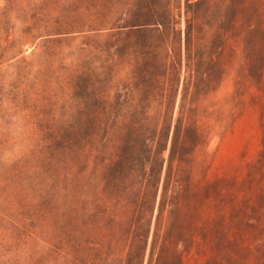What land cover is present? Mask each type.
Segmentation results:
<instances>
[{
	"label": "rangeland",
	"instance_id": "1",
	"mask_svg": "<svg viewBox=\"0 0 264 264\" xmlns=\"http://www.w3.org/2000/svg\"><path fill=\"white\" fill-rule=\"evenodd\" d=\"M0 264H264V0H0Z\"/></svg>",
	"mask_w": 264,
	"mask_h": 264
},
{
	"label": "trees",
	"instance_id": "2",
	"mask_svg": "<svg viewBox=\"0 0 264 264\" xmlns=\"http://www.w3.org/2000/svg\"><path fill=\"white\" fill-rule=\"evenodd\" d=\"M159 21H157L156 19H153V22L151 23H144V24H140L138 25V29H146V31H152V32H160V26H159ZM179 85V83H177V86ZM178 89V88H177Z\"/></svg>",
	"mask_w": 264,
	"mask_h": 264
}]
</instances>
